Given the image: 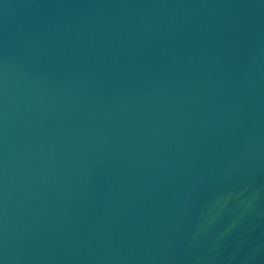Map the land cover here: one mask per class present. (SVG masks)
Returning <instances> with one entry per match:
<instances>
[{"label":"water","instance_id":"water-1","mask_svg":"<svg viewBox=\"0 0 264 264\" xmlns=\"http://www.w3.org/2000/svg\"><path fill=\"white\" fill-rule=\"evenodd\" d=\"M0 264H264V0H0Z\"/></svg>","mask_w":264,"mask_h":264}]
</instances>
